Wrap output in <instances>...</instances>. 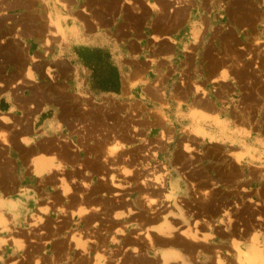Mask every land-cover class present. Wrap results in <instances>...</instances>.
Segmentation results:
<instances>
[{
	"label": "rangeland",
	"instance_id": "374dc122",
	"mask_svg": "<svg viewBox=\"0 0 264 264\" xmlns=\"http://www.w3.org/2000/svg\"><path fill=\"white\" fill-rule=\"evenodd\" d=\"M37 1L0 0V80L5 82L4 90L12 101L24 100L26 95L50 98V109L62 112L69 128L65 131L63 127L64 134H78L80 144L76 152H70L72 160L78 155L80 172L83 169L86 177L98 176L100 183L90 186L81 177L90 194H79V198L82 201L91 197L96 213L77 219L70 226L65 218L58 228L52 227L53 231L49 224L55 221L47 220V231L34 230L27 236L30 241L25 238L16 241L24 258H34L33 264L40 263V255L47 264H61V261L95 264L98 259L100 264H157V257L146 258L143 253L148 249L154 254L151 248L159 246V241L148 232L142 237L141 229L149 216H156L152 221H157L161 215L165 222L161 233L174 240L170 244L193 250L195 245L185 238L201 236L203 241L214 240L208 247L198 246L197 254L205 259L203 264H215L217 256L218 264H239L236 262L239 259L240 264H247L243 260L248 255L242 252L245 257L239 258L232 243L244 250L254 242L264 248V0H203L201 6L193 8L201 17L192 22L190 37L183 42L174 40L178 47L168 52L151 54L150 47L146 48L145 57L149 58L154 74L158 72L155 67L167 63L169 68L174 66L178 70L179 85L169 93L175 101L169 105H176L170 109L183 118V125L168 120L160 110L169 109L159 97L160 80L150 87L145 83L143 88L128 83L126 72L144 71L145 64L141 61L148 59H140L142 51L128 48L124 56L114 46L118 45L119 30L124 35L146 29L149 11L157 13L155 20L164 25L165 18L185 12L188 7L192 9L189 0H122L126 6L119 8V0H105L106 4L103 0H91L97 13L103 12L104 5L108 11L110 4L111 19L121 18V23L112 24L108 34L111 53L103 51L97 41L92 54L80 56V70L73 72L77 79L74 87L69 82L70 73L63 72L60 76L51 68L56 58L39 53L40 17L28 10L31 7L33 11ZM55 1L67 7L64 2ZM179 1L188 4L177 6ZM8 9L15 12L2 14ZM49 24L59 27L56 21ZM29 27L38 29L32 44L24 38V29ZM45 42L48 46L49 41L45 39ZM218 66L226 78L233 77L236 98H230L232 89L226 84L217 91L204 86ZM29 79L38 82L29 84ZM158 119L168 127H160ZM197 127L206 133H200ZM208 133L211 140L206 136ZM73 142L70 145L65 141V147L75 148L76 141ZM254 143H259L260 148ZM115 144L119 150L110 156L109 149ZM60 153L69 156L62 147ZM169 170L184 180L179 191L172 184H164ZM76 178L72 176V181ZM60 180L63 192L73 189L66 177ZM77 195L67 197L66 204L75 201ZM58 200L57 194L48 195L50 206L42 210L53 209ZM122 201L127 212L133 214L122 220L110 218L113 208L123 207L113 204ZM220 212L226 222L219 219L215 225ZM168 214L175 219L170 217L169 222ZM31 216H35L36 222L42 220L34 212ZM179 221L183 223L178 224ZM62 233L61 239L43 242ZM229 236L231 247L223 245ZM76 239L86 243L85 250L76 246ZM129 242L135 244V251H131ZM0 243L6 244L4 239ZM165 251L169 260L179 257V251L175 254L171 248ZM9 260L11 256L0 257V264ZM11 264L31 262L23 259L21 263Z\"/></svg>",
	"mask_w": 264,
	"mask_h": 264
},
{
	"label": "crops",
	"instance_id": "0c3cea01",
	"mask_svg": "<svg viewBox=\"0 0 264 264\" xmlns=\"http://www.w3.org/2000/svg\"><path fill=\"white\" fill-rule=\"evenodd\" d=\"M103 1L104 4H106L105 0ZM189 1L192 9L188 7L185 12H179L178 10L179 14H176V16L165 18L164 25L155 20L157 13L149 11V17L147 18L150 19L147 21L148 25L145 24L146 29L139 28L134 31L133 34L125 33L124 35L119 30L117 37L118 45L117 47L114 46V48L118 50V53L124 56L128 48H138L140 53L142 51L143 57L140 59H148L147 62L141 61L142 64H145L144 71L137 72L131 70L130 72H126V79L130 85L139 88L146 86L145 83H149V87L153 86L155 80H160L158 84L159 97H162L168 105H173L172 101H175L173 98H170L169 93L173 88L179 85L178 70L177 68L175 69L174 66V68H169L167 63V65H162L160 68L155 67V71L158 70V72L154 74L155 72L150 65L149 58L145 57L147 52L146 48L148 46L150 47L151 54H157L160 51L168 52L169 49L174 50L175 47H178L177 45L175 46L174 40L183 42L190 37L188 32H190L192 22L201 17L199 13H195L193 8L197 5L201 6L203 0ZM63 2L67 5L66 8L55 0H38L37 4L35 3L33 6L34 10L32 11L31 7L28 10L33 14H39L38 16L40 17L39 24L41 25V29H39V31L41 32L40 35H37V38L41 40L39 42L40 46L38 47L40 50L39 53H47L50 58H56V62L51 64V68H54L57 73H60V76L63 72L65 74L70 73L71 78L69 82L71 86L74 87L76 86L77 79H74L73 72L80 70L79 64H82L80 56L92 54L91 51L95 47L94 45L97 44V41H100L99 44L102 46L103 51L106 49L107 54L111 53V36L108 34H110L112 30V24H120L121 18L111 19L110 4L108 6V11L107 7L104 5L103 12L97 13L96 7L91 3V0H60V3ZM185 4L188 3L186 1H179V5L177 6L182 7ZM120 5L126 6L122 0L118 1V8ZM35 8H38V10L36 11ZM11 12L15 11L8 9L7 11H2V14L7 15ZM24 12L26 11L24 10ZM49 21H56L59 27L50 25ZM32 22H37V20H32ZM99 28H102V30H99ZM36 30L38 31L37 28L33 29V27L24 29V38L28 41V44L33 43V39L37 34ZM113 33H117V30L113 29ZM45 39L49 41L48 46H46L47 43ZM37 44L38 42L36 46ZM35 49H37V47H35ZM43 68L41 72H43ZM164 71L166 74H162ZM232 78H226L221 68L218 66L210 73V77L205 81L204 86L207 88L210 87L209 90L215 88V91H217L219 86L226 84L232 89L230 98L234 99L237 95L235 92L233 93L234 85ZM3 82L4 81L0 80V232L2 231L0 233V239H4L6 244L0 243V257L5 258L11 256L12 260L7 261V264H11L12 262L21 263L23 259H26V261L29 260L31 264H33L35 259L28 256L24 258L22 249L17 247L18 242L16 241L22 240L23 238H25V241H30L31 238L27 236H30V233L34 232V230H38L39 232L41 230L47 231V229H49L47 228V220L55 221L49 224L51 228L50 231H53L52 227L58 228L60 225L59 222L65 218H68V226H70L71 222L74 223L77 219L85 217L90 213H95L97 207L91 203V197L88 196L81 201L77 195L73 198L75 201L70 202V204H66V198L70 197L71 194H90L87 187L82 184V178H85L86 184L90 186L95 182L100 183V180H98V176L86 177L83 169L80 172L81 168L77 160L78 158L80 159V157L78 155L76 156L77 159L72 160L70 152H76L79 148L77 144H80V142L77 141L78 134L68 136L64 134V130L67 131L69 128L63 121L64 116L62 112L50 109V98L41 94L26 95L24 100L16 98L12 101L8 98L7 91L4 90V87L7 86L4 84L5 82ZM36 82H38V80L35 79H29L27 81L29 84H34ZM199 101L201 100L199 99ZM172 105L168 106V110L164 108L160 110L168 120L183 125V118L181 116H176V110L172 111V109H170L172 107L176 108V105ZM156 107H158V105ZM219 115L222 116L220 113ZM1 117H7L8 120H3ZM178 119H181V122H177ZM157 122L160 124V127L164 129L168 127L159 119ZM58 124H60V126H58ZM63 127H65L64 130ZM72 130L73 129H70V131ZM196 130H199V132L203 134L206 133L198 127ZM206 136H209V139L211 138L209 133L206 134ZM212 138L215 137L212 136ZM254 138H257V136L254 135ZM73 140L76 141L75 148L70 146L74 144ZM65 141H68L70 145L65 147ZM106 142L108 143L110 141L107 139ZM254 144L260 148L259 143ZM61 147L62 150H67L69 156L60 153ZM40 160L48 162V164L50 163L48 170L42 173L39 166H36V163ZM73 174L77 176L75 181H72ZM62 175L68 179V184L73 188L71 191H62V182L60 180L61 177H63ZM168 175L169 176L165 177L163 180L164 184H172L179 191L184 183L182 177L173 175L171 170H169ZM51 194H57L59 200L55 202L53 209L42 210L50 206L47 200L48 195L52 196ZM158 200L159 199H157V202ZM81 202H84V205H82ZM157 202H155V204H157ZM116 205H123V207L113 208L109 213L110 218L122 220L133 214L132 212V214L127 212L124 201L113 204V206ZM61 206H65L64 210L60 209ZM40 208L41 211L38 210ZM80 208L86 211L81 213ZM33 212L42 220L37 222L34 221L36 219L35 216H31ZM167 216L169 222L170 217L175 219L171 214ZM155 217L156 216H149L145 219L141 229L142 237L146 234L145 232H148L154 235L159 241V246L151 248L154 254L150 253V250L144 249L145 252L143 255L146 258L154 259L157 257V264H198L197 262L203 264L202 262H204L205 259H201V254H197L198 246L208 247L214 244V240L203 241L201 236H198V239L188 236L191 239L185 238V240L192 246L195 245L193 250H191L190 247L184 249L188 247L185 245L170 244L174 240L161 233V230L165 227V222L162 220L161 215H159V220L152 221ZM219 219L226 222L221 212L215 219V225H218ZM182 223L183 222L180 221L178 222V224ZM191 225H193L192 221ZM172 226L174 227L175 225L172 224ZM185 232L183 231V233ZM191 234H195L194 229L191 231ZM63 237L64 233L53 235L44 239L43 242L47 244L50 239L55 240ZM69 238L70 233L67 234L66 239L68 240ZM230 238L229 236L228 239H225L223 245L231 247ZM262 239L264 240V236ZM235 240L237 241V239ZM163 241H166V243H160ZM145 242L147 248L148 241L145 240ZM257 243L258 242L251 243L246 250L239 248L249 257H253L257 250L259 254H257L258 257L254 263L264 264V248H260L261 244ZM129 244L131 246H129L131 251H135V244L132 242H129ZM232 246L235 249L236 245L234 243H232ZM170 248L173 254H175V252H180L178 258L169 260L167 257L168 255L165 256V250ZM42 256L43 255H40L39 264H47L42 260ZM234 256L236 257V251ZM214 261L215 264H218V256ZM60 263L64 264V261Z\"/></svg>",
	"mask_w": 264,
	"mask_h": 264
},
{
	"label": "bare ground",
	"instance_id": "6f19581e",
	"mask_svg": "<svg viewBox=\"0 0 264 264\" xmlns=\"http://www.w3.org/2000/svg\"><path fill=\"white\" fill-rule=\"evenodd\" d=\"M228 7V6H227ZM97 138V137H96ZM107 138V137H106ZM114 142V141H113ZM116 145V146H115ZM115 145H113L112 146V148L111 149H109L110 151H109V154H110V156L111 155H113L114 153H116L117 152V150H119L118 149V147H117V144H115ZM121 145V144H120ZM119 147H121V146H119ZM95 148V147H94ZM98 148V147H97ZM97 150V149H96ZM98 150H99V148H98ZM121 150H122V148H121ZM106 151V150H105ZM118 156V155H117ZM115 158V157H114ZM41 161V160H40ZM38 162V163H36V166H39V168H40V171H41V173L42 172H45L46 170H48V168H49V164H48V162H45V161H41V162ZM43 162H45V163H43ZM100 167V166H99ZM45 169V170H44ZM103 169V168H102ZM75 192V191H74ZM77 193V192H76ZM78 194V193H77ZM81 194V193H80ZM83 195V194H82ZM78 196H79V194H78ZM80 204V203H79ZM102 204V203H101ZM78 205V204H77ZM81 207V206H80ZM81 209V208H80ZM96 209V208H95ZM84 211H86L85 209H81L80 210V212L82 213V212H84ZM97 211V210H96ZM96 213V212H95ZM86 227V226H85ZM117 227V226H116ZM84 228V227H83ZM145 230V229H144ZM78 232V231H77ZM85 232V231H84ZM102 233V232H101ZM72 234V233H71ZM83 234V233H82ZM189 236V235H188ZM197 236V235H196ZM135 239V238H134ZM84 242V241H83ZM97 245V244H96ZM99 245H100V243H99ZM98 245V246H99ZM104 245V244H103ZM255 245V244H254ZM76 246H78L79 248H81V249H83V250H85L86 249V243H82L81 241H79V240H77V242H76ZM101 246V245H100ZM257 246V245H256ZM259 246V245H258ZM73 247V246H72ZM78 247H76V248H78ZM102 247V246H101ZM131 247V246H130ZM235 247H237L236 248V250L238 251V253L240 254V253H242L243 251H241V249L236 245ZM262 246H260V248H261ZM259 248V247H258ZM89 250V249H88ZM133 250V249H132ZM235 250V249H234ZM95 251V250H94ZM86 252V251H85ZM256 252V254L253 256V257H248V256H246V259L247 260H245V258H244V262H246L247 261V264H256V263H254L256 260H257V254H259V252L256 250L255 251ZM244 253V252H243ZM252 253V252H251ZM243 255V254H242ZM241 254L239 255V258L242 256ZM245 255V254H244ZM243 255V257H245ZM237 256V255H236ZM96 257L98 258V257H100V255H99V253L96 255ZM242 257V258H243ZM87 258V257H86ZM66 259V258H65ZM238 259V258H237ZM240 260V259H239ZM239 260L238 261H236V262H238L239 264L240 263H242V261L241 262H239ZM99 261V259L95 262V264H100L101 262H98ZM90 262V261H89ZM243 262V263H244ZM104 262H102V264H103ZM260 263V262H259ZM263 263V262H262ZM88 264V263H87ZM142 264V263H141ZM237 264V263H236Z\"/></svg>",
	"mask_w": 264,
	"mask_h": 264
}]
</instances>
